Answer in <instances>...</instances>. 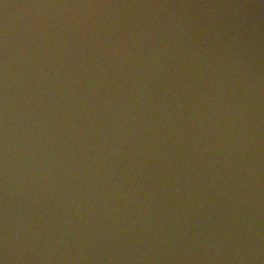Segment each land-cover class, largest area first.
I'll return each instance as SVG.
<instances>
[{
  "label": "clouds",
  "instance_id": "clouds-1",
  "mask_svg": "<svg viewBox=\"0 0 264 264\" xmlns=\"http://www.w3.org/2000/svg\"><path fill=\"white\" fill-rule=\"evenodd\" d=\"M0 264H264V0H0Z\"/></svg>",
  "mask_w": 264,
  "mask_h": 264
}]
</instances>
